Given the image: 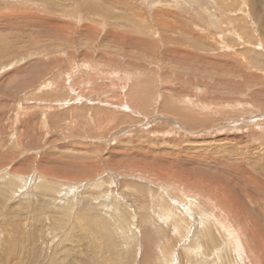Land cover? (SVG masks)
Wrapping results in <instances>:
<instances>
[{
    "label": "rangeland",
    "instance_id": "1",
    "mask_svg": "<svg viewBox=\"0 0 264 264\" xmlns=\"http://www.w3.org/2000/svg\"><path fill=\"white\" fill-rule=\"evenodd\" d=\"M74 260L264 264V0H0V264Z\"/></svg>",
    "mask_w": 264,
    "mask_h": 264
},
{
    "label": "bare ground",
    "instance_id": "2",
    "mask_svg": "<svg viewBox=\"0 0 264 264\" xmlns=\"http://www.w3.org/2000/svg\"><path fill=\"white\" fill-rule=\"evenodd\" d=\"M88 23H89V22H88ZM90 23H91V22H90ZM92 26H93V25H92ZM201 147H202V146H201ZM49 177H51V176H49ZM47 179H48V178H47ZM224 181H225V180H224ZM44 186H45V185H44ZM44 186L42 185L41 187L44 188ZM174 221H175V220H174ZM41 249H42V248H41ZM36 257H37V256H36ZM1 258H2V257H1ZM4 259H5V258H4ZM4 259H3V260H4ZM76 261H77V260H74V264H76ZM34 262H35V261H34ZM6 263H7V262H6ZM34 264H35V263H34ZM64 264H68V262H65ZM69 264H73V263H69Z\"/></svg>",
    "mask_w": 264,
    "mask_h": 264
}]
</instances>
